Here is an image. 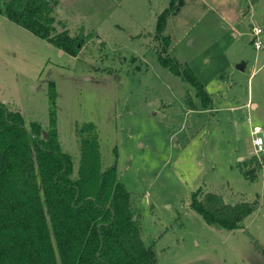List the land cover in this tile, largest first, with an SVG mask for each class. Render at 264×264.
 <instances>
[{
    "label": "rangeland",
    "instance_id": "374dc122",
    "mask_svg": "<svg viewBox=\"0 0 264 264\" xmlns=\"http://www.w3.org/2000/svg\"><path fill=\"white\" fill-rule=\"evenodd\" d=\"M58 1V31L84 28L83 48L73 56L1 13L0 102L20 110L29 128L38 120L44 134L54 111L75 173L88 137L80 127L94 124L104 165L116 163L153 244V264H264L246 230L264 247V156L250 135L253 125L264 129V47L253 45L264 0H184L161 34L157 18L170 0ZM160 53L193 69L209 105ZM199 187L251 202L246 228L208 225L190 205Z\"/></svg>",
    "mask_w": 264,
    "mask_h": 264
},
{
    "label": "trees",
    "instance_id": "16d2710c",
    "mask_svg": "<svg viewBox=\"0 0 264 264\" xmlns=\"http://www.w3.org/2000/svg\"><path fill=\"white\" fill-rule=\"evenodd\" d=\"M58 0H0V14L60 50L77 56L85 44L84 28L76 35L52 14ZM184 0H170L158 15L161 34L167 18ZM166 52L167 39L163 36ZM164 67L196 89L202 104L212 97L187 64L158 55ZM54 84V83H52ZM50 85L54 107L56 89ZM82 143L80 165L74 172L70 153L59 139L54 111L47 134L38 120L30 128L23 113L0 102V264H153L156 252L147 244L131 205V193L118 179L116 163L104 165L93 123ZM191 207L211 227L234 231L245 227L254 210L248 201L227 202L222 195L199 187ZM252 237L255 250L264 247Z\"/></svg>",
    "mask_w": 264,
    "mask_h": 264
},
{
    "label": "built area",
    "instance_id": "2783aa9c",
    "mask_svg": "<svg viewBox=\"0 0 264 264\" xmlns=\"http://www.w3.org/2000/svg\"><path fill=\"white\" fill-rule=\"evenodd\" d=\"M264 32V27L255 26L253 29V45L256 49H262L264 42L261 35ZM252 142L255 148V152L264 156V129L259 125H253L251 128Z\"/></svg>",
    "mask_w": 264,
    "mask_h": 264
},
{
    "label": "water",
    "instance_id": "95a60500",
    "mask_svg": "<svg viewBox=\"0 0 264 264\" xmlns=\"http://www.w3.org/2000/svg\"><path fill=\"white\" fill-rule=\"evenodd\" d=\"M62 52V51H61ZM245 65H246V61L243 60L241 61L239 64H237V68L238 69H241V70H244L245 69ZM137 219V217H135V220Z\"/></svg>",
    "mask_w": 264,
    "mask_h": 264
},
{
    "label": "crops",
    "instance_id": "0c3cea01",
    "mask_svg": "<svg viewBox=\"0 0 264 264\" xmlns=\"http://www.w3.org/2000/svg\"><path fill=\"white\" fill-rule=\"evenodd\" d=\"M58 2H59V1H58ZM58 2H57V3H58ZM5 16H6V14H5ZM6 17H7V16H6ZM7 18H8V17H7ZM248 101H249V103H250V100H248ZM247 103H248V102H247ZM252 127H253V126L250 127V135H251V128H252ZM252 145H253V142H252ZM243 158H244V157H243ZM241 159H242V158H241Z\"/></svg>",
    "mask_w": 264,
    "mask_h": 264
}]
</instances>
